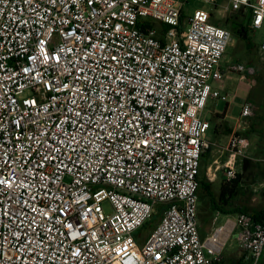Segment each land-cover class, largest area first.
I'll use <instances>...</instances> for the list:
<instances>
[{
    "label": "built area",
    "instance_id": "1",
    "mask_svg": "<svg viewBox=\"0 0 264 264\" xmlns=\"http://www.w3.org/2000/svg\"><path fill=\"white\" fill-rule=\"evenodd\" d=\"M227 1L264 28V0ZM185 3L0 0V264H222L233 237L259 263L264 215L206 238L199 217L208 102L235 98L228 74L256 71L223 69L232 32ZM256 115L243 104L241 118ZM249 146L230 137L225 181Z\"/></svg>",
    "mask_w": 264,
    "mask_h": 264
},
{
    "label": "crops",
    "instance_id": "2",
    "mask_svg": "<svg viewBox=\"0 0 264 264\" xmlns=\"http://www.w3.org/2000/svg\"><path fill=\"white\" fill-rule=\"evenodd\" d=\"M232 65L235 64L226 67L222 65V67L229 69ZM254 86H256V81L244 82L238 74H228L221 91L223 95L235 96V98L230 102L217 100L225 102L223 109H220L218 104L214 102L216 100H211L213 109L211 110L210 131L213 132L216 139H210L213 147L202 157L200 183L208 182V180L216 182L218 179L223 182L225 180L223 167L230 158L226 151L230 137L235 133L247 137L250 146L245 151L244 156H240L236 160L237 173L240 178L231 203L233 211L237 214L247 212L253 216L254 220L256 218L260 220L264 215V92L256 91L258 95H252ZM214 87L218 88L219 84L215 83ZM242 88H245V93L240 96L239 93ZM248 101L257 104V115L252 119H243L241 118L242 106ZM227 127L231 130L230 134L226 133ZM206 159L209 162L205 166L206 168L202 170V162ZM217 168L219 171L217 170L216 178L211 180L210 174ZM201 236L206 238L209 234H205L202 229ZM238 262L244 264L245 260L239 259L231 261V263L226 262V264Z\"/></svg>",
    "mask_w": 264,
    "mask_h": 264
},
{
    "label": "rangeland",
    "instance_id": "3",
    "mask_svg": "<svg viewBox=\"0 0 264 264\" xmlns=\"http://www.w3.org/2000/svg\"><path fill=\"white\" fill-rule=\"evenodd\" d=\"M188 2L189 3H185V9H184L186 17L193 16L197 10L210 12L212 16V22L214 24L220 25L230 30V28L226 26L225 23L227 19H230L233 15H235V13H232L230 10H228L227 5L229 4V2L227 0H218L216 4L207 3L204 0H188ZM155 25L157 28L161 26L159 23H155ZM263 40H264V28L257 31L253 30L251 32V43H252L251 49L247 46V43L240 41L237 38H233V41L228 47L227 52L223 58V63H222L223 67H226L230 64L240 63L242 65L250 66L255 69L256 72L254 76L251 77L252 81H256V86H254L253 89L254 93L252 95L254 94L258 95L256 91H259V93L264 92V88H263L264 87V51L261 48ZM258 78H260L263 81L262 84L257 82ZM244 93H245V88H242L240 90L239 95L241 96ZM252 101L254 102V100ZM214 102L218 104L220 109H223L225 107V102H221L217 100ZM212 109H213V103L212 101H209L208 107L204 113V117L208 121L212 120V114H211ZM208 138L213 140L216 139L212 131L208 132ZM208 162L209 161H207V159L202 162V170L203 168H206L205 166L208 164ZM223 182H221V179H218V181L216 182L215 181L210 182L209 180L208 182H206L209 183L211 186V190H210L211 196H208L206 190L203 187H200V193H199L200 227L201 230L202 229L204 230L205 234L211 235L217 227L225 224L228 218H233V219L236 218L237 213L233 211L232 203H230V206L225 207V211L222 212L220 218L217 219V213L220 212V210H216L213 204L216 203L217 205H219L218 196L220 195L221 186ZM104 207L108 209V204H104ZM161 219H162V215L160 213H157L149 222H147V224L140 230V233L143 235L142 240H146L150 236V234L156 229V227L160 223ZM246 256L247 255L244 254V252H242L239 249L237 238L233 237L227 244L226 249L224 250L223 263L224 262H225L224 264H226V262L231 263V261H236L239 259H242L244 261ZM244 264H254V263L251 260H247V261L245 260ZM258 264H264V254Z\"/></svg>",
    "mask_w": 264,
    "mask_h": 264
},
{
    "label": "trees",
    "instance_id": "4",
    "mask_svg": "<svg viewBox=\"0 0 264 264\" xmlns=\"http://www.w3.org/2000/svg\"><path fill=\"white\" fill-rule=\"evenodd\" d=\"M182 18L185 19V16L184 17L182 16ZM251 21H252L251 15L249 14L247 15L243 10H241L240 12L235 13V15H233L230 19H227L225 23V25L230 28V31L232 32L233 37L237 38L240 41L247 43V46L250 49L252 48L251 32L253 31V29L251 28ZM257 82L262 84L263 81L260 78H258ZM226 133L227 134L231 133V130L228 127L226 128ZM239 178L240 177L238 176V178L232 182H228L224 180L221 186L220 195L218 196L219 205H217L216 203L213 204L216 210H220V212H224L225 207L230 206L232 197L235 194L236 185L238 183ZM201 184H202L201 187H203L206 190V193L208 194V196H211L210 184L206 183L205 181L202 182ZM240 213H247V212H240ZM258 220L259 219L256 218V221ZM233 264H240V263L238 262V263H233Z\"/></svg>",
    "mask_w": 264,
    "mask_h": 264
}]
</instances>
